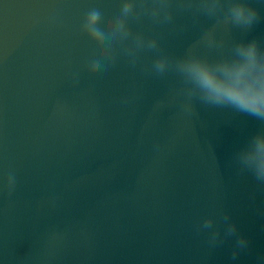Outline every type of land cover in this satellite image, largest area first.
Masks as SVG:
<instances>
[{
    "label": "water",
    "instance_id": "1",
    "mask_svg": "<svg viewBox=\"0 0 264 264\" xmlns=\"http://www.w3.org/2000/svg\"><path fill=\"white\" fill-rule=\"evenodd\" d=\"M249 2L264 17V0ZM96 6L0 0V264H258L264 188L232 157L259 121L199 104L184 113L168 102L175 74L142 71L152 53L89 73L95 45L79 28ZM103 7L114 15L119 0ZM211 24L177 11L172 25L133 27L180 56ZM253 37L264 39V19L230 36ZM225 212L250 240L235 261L234 238L210 247V230L197 232L205 218L223 232Z\"/></svg>",
    "mask_w": 264,
    "mask_h": 264
},
{
    "label": "clouds",
    "instance_id": "2",
    "mask_svg": "<svg viewBox=\"0 0 264 264\" xmlns=\"http://www.w3.org/2000/svg\"><path fill=\"white\" fill-rule=\"evenodd\" d=\"M104 2L97 0V6L86 12L80 24V35L95 45L86 70L103 74L121 57L136 68L145 53H152L154 59L142 71L156 77L175 74L179 86L168 102L178 105L184 113L195 114L199 104L259 121V130L234 152L232 162L238 174H251L264 188V39L230 38L233 29L242 34L251 32L264 19L259 9L249 0H119V11L110 16L104 10ZM177 11L191 13L196 21L202 16L212 21L183 55L169 54L158 36L133 27L145 19L153 25H172ZM78 83V79L73 81L74 86ZM122 102L127 103V98ZM164 103L158 101L156 107ZM16 186L15 173L9 172L5 183L9 197ZM221 222L223 232L213 227L216 221L212 218L203 219L197 232L210 230V247L234 238L231 259L235 261L249 248L250 240L239 232L230 214L225 212ZM258 264H264V256L259 257Z\"/></svg>",
    "mask_w": 264,
    "mask_h": 264
}]
</instances>
